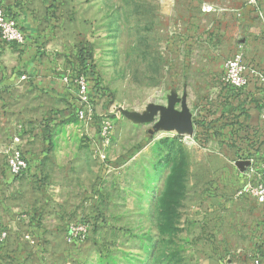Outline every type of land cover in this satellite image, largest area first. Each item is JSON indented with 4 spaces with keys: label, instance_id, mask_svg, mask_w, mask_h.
<instances>
[{
    "label": "rangeland",
    "instance_id": "1",
    "mask_svg": "<svg viewBox=\"0 0 264 264\" xmlns=\"http://www.w3.org/2000/svg\"><path fill=\"white\" fill-rule=\"evenodd\" d=\"M263 1L0 0L39 66L16 78L69 90L23 94L29 80L0 69V264L264 260V210L238 196L264 162V87L223 82L237 54L264 73ZM82 78L92 122L76 115ZM16 136L29 163L19 177Z\"/></svg>",
    "mask_w": 264,
    "mask_h": 264
},
{
    "label": "built area",
    "instance_id": "2",
    "mask_svg": "<svg viewBox=\"0 0 264 264\" xmlns=\"http://www.w3.org/2000/svg\"><path fill=\"white\" fill-rule=\"evenodd\" d=\"M255 2V0H251ZM0 39L2 42L22 48L27 42V34L13 17L11 12L3 6H0ZM256 77L258 82L264 87V73L258 74L256 70L250 68L242 54H237L226 63L223 82L232 90L239 91L249 85L251 79ZM21 81H27L26 75L21 76ZM82 89L83 106L76 110V115L79 119L85 122H92L95 118L96 108L93 99H90V88L82 78L80 81ZM264 120V112L262 114ZM108 127L104 128V132ZM13 144L9 148L8 168L9 172L14 177H19L24 174L28 167V159L22 150V142L19 136L12 139ZM251 181L240 190L238 196L243 199L250 200L260 208L264 209V162H261L260 168L252 170ZM248 264H264L261 257L253 256Z\"/></svg>",
    "mask_w": 264,
    "mask_h": 264
},
{
    "label": "crops",
    "instance_id": "3",
    "mask_svg": "<svg viewBox=\"0 0 264 264\" xmlns=\"http://www.w3.org/2000/svg\"><path fill=\"white\" fill-rule=\"evenodd\" d=\"M8 3H10V2L8 1ZM20 49L21 48L15 46V45L0 43V54L2 53L3 58L5 57V59H6L2 63V65H0V69L2 68V71L5 72V74L7 73V75H4V76L6 77V80L9 82V84H12V83L15 84L17 82H21V80H20L21 77L16 78V74H14L15 72L13 70L15 68L21 69V68H25L27 65H32L33 66L32 71L34 72V75H37L39 72L38 64L34 63V62H30L28 60L30 58V54L25 53V55H24V54H22V51H19ZM22 49H24V48H22ZM51 72H52V70H51V68H49L48 73H50V75H52ZM28 80L29 81L26 83L21 82L24 84V88L22 90L23 94L24 93L28 94L29 93L28 90H33L36 92V94H39L36 86L39 85V87H40V85H42V84L49 85L50 88L54 87V89H56L55 91L47 90L52 95H57L59 93L63 94L65 91L69 92L68 87H67L68 85L65 84L63 78L55 77V78H49L48 80H42L38 76H35V77L33 76V78L30 76V79H28ZM8 90L11 91L10 89H8ZM12 94H14V93H12ZM22 98H23V96H21V99ZM23 104H26V105H23ZM23 104L21 105V107L31 108L33 106V104L28 100V97L24 98ZM248 201H250V200H248ZM250 202L255 207L260 208V207L256 206L254 204V202H252V201H250ZM260 209L264 210L263 208H260Z\"/></svg>",
    "mask_w": 264,
    "mask_h": 264
},
{
    "label": "water",
    "instance_id": "4",
    "mask_svg": "<svg viewBox=\"0 0 264 264\" xmlns=\"http://www.w3.org/2000/svg\"><path fill=\"white\" fill-rule=\"evenodd\" d=\"M167 115L174 123L184 125L189 129L193 126L191 115L186 111L178 112L169 110L167 111Z\"/></svg>",
    "mask_w": 264,
    "mask_h": 264
}]
</instances>
